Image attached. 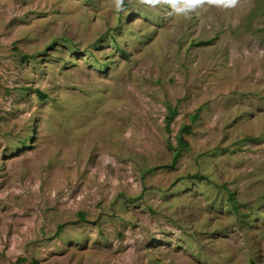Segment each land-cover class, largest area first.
Returning a JSON list of instances; mask_svg holds the SVG:
<instances>
[{"label": "rangeland", "instance_id": "rangeland-1", "mask_svg": "<svg viewBox=\"0 0 264 264\" xmlns=\"http://www.w3.org/2000/svg\"><path fill=\"white\" fill-rule=\"evenodd\" d=\"M0 264H264V0H0Z\"/></svg>", "mask_w": 264, "mask_h": 264}, {"label": "trees", "instance_id": "trees-1", "mask_svg": "<svg viewBox=\"0 0 264 264\" xmlns=\"http://www.w3.org/2000/svg\"><path fill=\"white\" fill-rule=\"evenodd\" d=\"M39 96H40L41 98H43L45 95H44L43 93H39ZM194 117H195V115H192V118H194ZM183 129H187V127L183 128Z\"/></svg>", "mask_w": 264, "mask_h": 264}]
</instances>
